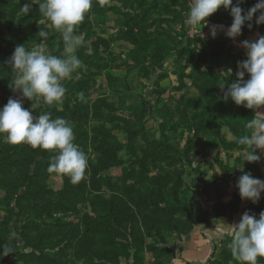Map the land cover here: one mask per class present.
Masks as SVG:
<instances>
[{
	"label": "rangeland",
	"instance_id": "obj_1",
	"mask_svg": "<svg viewBox=\"0 0 264 264\" xmlns=\"http://www.w3.org/2000/svg\"><path fill=\"white\" fill-rule=\"evenodd\" d=\"M28 2L0 0V108L12 97L33 115L69 121L88 167L72 183L48 172L55 152L0 134V264H175L184 238L199 235L211 241L210 264H238L231 237L215 229L264 211V193L253 203L236 187L244 172L264 180V150L244 162L250 146L238 141L256 113L225 102L219 84L236 79L247 58L241 42L264 35V24L254 18L235 40L223 31L212 38L203 22L189 23L190 0H93L74 32L84 40L75 53L82 65L49 105L11 88L7 61L18 44L64 49L42 0L26 14ZM232 20L221 7L208 25Z\"/></svg>",
	"mask_w": 264,
	"mask_h": 264
},
{
	"label": "clouds",
	"instance_id": "obj_2",
	"mask_svg": "<svg viewBox=\"0 0 264 264\" xmlns=\"http://www.w3.org/2000/svg\"><path fill=\"white\" fill-rule=\"evenodd\" d=\"M246 0H190L188 21L193 26L209 27V34L215 38L220 31L233 40L242 34L246 26L252 28L255 18L256 25L264 24V0L249 9L241 5ZM37 0H29L23 6V12L29 13ZM93 0H42L38 7L44 17L62 35L64 49L60 56L49 54L41 45L31 50L23 44H18L7 64L15 74L11 85L13 92H21L23 97L32 101L40 97L51 105L60 103L65 96L66 88L62 81L68 79L81 67L82 61L75 54L84 43L82 36L75 35V28L85 19V14L92 7ZM223 7L233 18L230 26L208 25V18ZM258 14V15H257ZM203 28V27H202ZM199 28V36L203 33ZM38 35L47 38L49 33L41 29ZM241 46L246 51V59L238 62L236 79L227 86L219 84L223 91L221 97L225 102L234 101L238 106H244L256 113L249 120L246 128L250 134L239 138L238 143L250 146V150L242 152V158L247 162H259L261 156L257 149L264 150V116L259 109L264 106V35L255 40H243ZM227 71L232 74V69ZM247 75V79L245 76ZM7 134L9 143H27L33 148L40 147L56 154L49 164L48 172L63 174L72 183L79 182L88 167L87 154L74 142L75 133L72 124L64 118H52L50 113L33 115L32 111L23 106V100L12 98L0 108V134ZM243 170V169H241ZM236 187L242 200L257 203L264 193V180L244 172L237 180ZM222 235L231 237V253L238 264H258L259 258H264V211L257 218L245 211L238 223L232 224L228 232ZM2 254L7 245L0 246Z\"/></svg>",
	"mask_w": 264,
	"mask_h": 264
},
{
	"label": "crops",
	"instance_id": "obj_3",
	"mask_svg": "<svg viewBox=\"0 0 264 264\" xmlns=\"http://www.w3.org/2000/svg\"><path fill=\"white\" fill-rule=\"evenodd\" d=\"M240 216H238L239 218ZM235 218V217H233ZM222 226H227L226 228L216 227L215 231H218L216 235L219 233H226L230 230L231 226L227 223L222 224ZM199 234V233H198ZM196 234V235H198ZM213 240V237H212ZM185 245L183 246V250H181V254L177 257L175 260V264H210V257H211V244L208 241L207 238H204L199 235V237H196L192 241L187 242V237L184 238ZM187 243L189 246L187 247Z\"/></svg>",
	"mask_w": 264,
	"mask_h": 264
}]
</instances>
